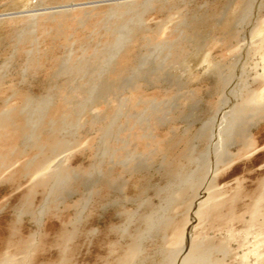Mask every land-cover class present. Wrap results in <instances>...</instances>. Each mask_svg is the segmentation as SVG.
Returning a JSON list of instances; mask_svg holds the SVG:
<instances>
[{
    "label": "rangeland",
    "instance_id": "rangeland-1",
    "mask_svg": "<svg viewBox=\"0 0 264 264\" xmlns=\"http://www.w3.org/2000/svg\"><path fill=\"white\" fill-rule=\"evenodd\" d=\"M264 264V0H0V264Z\"/></svg>",
    "mask_w": 264,
    "mask_h": 264
},
{
    "label": "bare ground",
    "instance_id": "bare-ground-1",
    "mask_svg": "<svg viewBox=\"0 0 264 264\" xmlns=\"http://www.w3.org/2000/svg\"><path fill=\"white\" fill-rule=\"evenodd\" d=\"M187 261L189 262L188 258H186V259L183 261V264L188 263Z\"/></svg>",
    "mask_w": 264,
    "mask_h": 264
}]
</instances>
